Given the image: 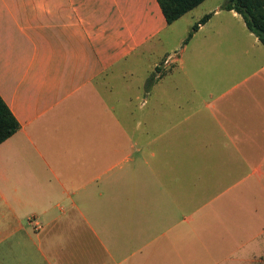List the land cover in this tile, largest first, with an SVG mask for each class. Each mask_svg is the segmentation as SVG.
Instances as JSON below:
<instances>
[{"label": "crops", "instance_id": "crops-1", "mask_svg": "<svg viewBox=\"0 0 264 264\" xmlns=\"http://www.w3.org/2000/svg\"><path fill=\"white\" fill-rule=\"evenodd\" d=\"M221 3L178 17L209 13L177 69L153 79L160 33L178 19L156 0H0V96L19 123L0 141V264H194L182 255L195 240L207 264L259 261L241 248L264 233V44ZM242 51L253 64L236 66ZM195 172L232 191L180 226L178 202L194 195L179 182ZM244 200L227 255L226 202Z\"/></svg>", "mask_w": 264, "mask_h": 264}, {"label": "rangeland", "instance_id": "rangeland-1", "mask_svg": "<svg viewBox=\"0 0 264 264\" xmlns=\"http://www.w3.org/2000/svg\"><path fill=\"white\" fill-rule=\"evenodd\" d=\"M213 2H216L218 0H212ZM223 2V0H221ZM189 18L188 15H184L183 17H180L178 19H176V21H174L172 23V25L170 27H167L166 29L162 30L160 33V36L163 38V43L162 44H157L155 47V56L158 55L161 56L162 54L165 53V55L167 53H170L172 51H177L178 52V58L179 61H181V59H183V57H185V55L187 53H189V48H190V43L193 42L192 38H185L187 36V32L190 29V26L186 25V21ZM187 30V31H186ZM177 34H183L184 38L183 39H179V35ZM260 46V45H259ZM243 47H245L248 51V54L251 56L253 51L255 50L254 47L251 45L250 41H244L243 42ZM166 51V52H165ZM248 54H246L244 51L241 52V54L238 56H236L235 59V63L237 67H244L246 65H251L253 64L254 60L252 59V57H248ZM164 55V56H165ZM163 58V57H162ZM161 60V59H160ZM159 61V60H158ZM157 61V62H158ZM178 61V62H179ZM148 62V60H145L143 63ZM172 69L170 71H167L165 75H162V78H167V76H169V74L171 72H174L177 69V61H175V63H173L170 66ZM142 70V68H141ZM178 73H176L177 75ZM243 74L239 73V71L236 72L234 78H237L239 76H241ZM228 76H232V75H225L224 79H228ZM148 138V137H147ZM162 138H160L161 141ZM159 139L153 140L150 144H148L149 148L154 149V147H159ZM147 158V162L149 164L144 165V172L146 173L147 178H154V174L152 173V166L156 167L158 166V160H157V155L156 156H149L148 153L146 152L144 154ZM132 156L136 157V153H132ZM142 170V169H140ZM156 172L159 170H155ZM160 173H162V175H166V171L164 172L163 169L160 170ZM197 173L195 172L194 177H196ZM178 178L179 180H182L183 182L186 180V178H188V180L190 179V174L188 172H184V171H178ZM193 182V185H189V181L182 184L183 182H179L178 186V191L179 192H183L184 194L186 192H192V194L194 195V200L192 201H179V207H178V220H179V225L180 226H187L188 223H192V222H201V216H202V212H207L208 209L212 208V206L217 205L219 202H221V200L223 198H225V196H229L231 191L230 189H227V191H222V189L225 186H218L217 184H200L199 181L197 180V177L194 178L193 180H190ZM149 183V182H148ZM182 184V185H181ZM147 192H153V185H147ZM220 191H222L221 193H219ZM227 196V197H228ZM208 197L210 198L208 201L209 207L206 206L204 203L205 200L208 199ZM204 203V204H203ZM229 203V205H226L227 208V213L229 212L230 214L233 215V218L230 219L229 221L227 220V237H226V241H224V248H225V253L228 255L229 252L233 251L234 246H237V242L241 241L240 239H242L241 235L239 234V232L237 234H235V232L239 231L238 229H236V220L237 218H235L234 214L235 213H240L242 206L246 207L249 210H251V204L249 202V200H244V201H237V202H226ZM229 209V210H228ZM251 212V211H250ZM32 218V217H31ZM33 219V218H32ZM264 233L258 237H256L252 242H250L247 245H244L241 249L243 252H248L250 249H255V251L257 253H264ZM194 247L193 250L191 248L187 249V252L183 253V258L187 259L188 262L190 261H194V264H207L209 258H208V254H207V247L205 246V243L202 242L201 240H195L194 241ZM212 245V243L210 244V246ZM209 252L211 251L210 247H209ZM214 255V252L212 253ZM226 263L225 264H236L237 262H232V259L230 258H226ZM261 264H264V254L260 256L259 261ZM240 264H251V262H249L248 260H243V262H241Z\"/></svg>", "mask_w": 264, "mask_h": 264}, {"label": "trees", "instance_id": "trees-1", "mask_svg": "<svg viewBox=\"0 0 264 264\" xmlns=\"http://www.w3.org/2000/svg\"><path fill=\"white\" fill-rule=\"evenodd\" d=\"M201 1L202 0H156L166 23L172 22ZM221 8L233 9L239 13L246 28L255 35L260 43L264 44V0H223ZM208 16L209 13L202 14L198 20L190 26L185 38L189 37L197 24L204 22ZM18 127L19 123L17 119L0 96V141L13 133ZM253 264L261 263L257 261Z\"/></svg>", "mask_w": 264, "mask_h": 264}, {"label": "built area", "instance_id": "built-area-1", "mask_svg": "<svg viewBox=\"0 0 264 264\" xmlns=\"http://www.w3.org/2000/svg\"><path fill=\"white\" fill-rule=\"evenodd\" d=\"M178 59V52L172 51L170 53H167L161 60L156 62L153 65V69L151 72V78L155 79L159 76H161L165 71L169 69V67ZM144 101V99H141V103ZM32 219V218H30ZM34 226L39 227L37 222H34Z\"/></svg>", "mask_w": 264, "mask_h": 264}]
</instances>
